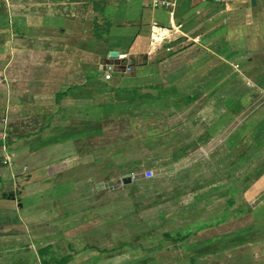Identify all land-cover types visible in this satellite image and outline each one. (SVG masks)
<instances>
[{"label":"crops","instance_id":"0c3cea01","mask_svg":"<svg viewBox=\"0 0 264 264\" xmlns=\"http://www.w3.org/2000/svg\"><path fill=\"white\" fill-rule=\"evenodd\" d=\"M110 1L104 10L110 27L105 28L104 46L100 47V28L98 35H94V23L100 27L94 18V4L87 6L90 8L83 20L79 15H83L85 2L80 0H0V57L5 54V59H0V100L6 93L0 102V135L2 128L11 143L10 154L0 148V184L4 179L10 180L12 188L8 195L0 193V231L13 229L20 241L21 237L30 239L32 233L37 239L43 236L45 232L31 231L36 227L34 223L42 221L48 227L45 243L38 246L35 242L34 253L24 250L25 245L16 246L29 256L26 263L21 258L16 262L102 264L85 256L90 251L87 243L102 235L103 239L114 240L116 234L113 229L111 232L110 223L96 227L94 217L87 223L79 222L76 217L85 212L76 207H66L67 211L60 208L58 212L47 207L40 212L37 207L41 201L35 199L42 188L45 194L56 189L70 171L78 175L80 168L91 169L104 162L113 168L111 153L132 148L117 146L132 142L122 140L132 136L133 116L147 119L154 110L165 121L183 111L177 108L165 114V99L178 105L186 98L190 105L196 103L194 96L201 87L196 76V56L205 50H213L220 59L218 65L207 70L206 80L213 79L215 69L221 74L217 75L221 82L218 84L228 85L222 74L230 63L247 79L232 83L240 94L222 93L219 121L214 125L212 118L203 132L194 128L187 150L191 146L195 150L198 134H203L204 146L200 151L205 152H201L205 162L221 159L231 193L228 199L232 196L239 203L255 198L261 201L264 197V0H255L254 6L251 0H170L173 7L162 9H152L151 0ZM98 6L103 7L100 3ZM10 40L13 42L8 48L6 43ZM106 65L114 67L108 81L103 78ZM155 100L162 104L156 106ZM211 105L205 111L207 118L213 113ZM251 105L253 108L246 113ZM216 137L219 144L213 150ZM100 154H104L102 158ZM24 173L27 176L20 177ZM36 183L40 190L34 192ZM84 183L80 181L81 185ZM23 185L26 186L22 189ZM82 188L79 186L74 195H83L79 191ZM18 189L23 192L19 194ZM16 192L21 200L23 193L35 198V207L28 214L27 206L16 199ZM242 212L237 217H242ZM47 214L56 220L37 221ZM21 216H28L26 230L20 223ZM68 216L75 218H63ZM248 224L235 234L242 231L243 236L252 235L264 228V221L258 223L255 217ZM105 226L108 228L104 229ZM209 229L212 228L204 231ZM226 237H230L226 232L220 236L222 252L229 244ZM245 244L241 246L246 248ZM196 256L200 257L195 255L181 263L182 258L162 257L158 264L207 263L206 256L201 260ZM241 264L253 261L249 258Z\"/></svg>","mask_w":264,"mask_h":264},{"label":"rangeland","instance_id":"374dc122","mask_svg":"<svg viewBox=\"0 0 264 264\" xmlns=\"http://www.w3.org/2000/svg\"><path fill=\"white\" fill-rule=\"evenodd\" d=\"M80 1L85 2L81 9L83 15H79L83 20L85 19L84 14L90 8H87L88 5H99V3L103 5L102 8L94 11V18L96 17V21L100 23L99 32L105 34V28L107 27L104 10L111 1ZM215 30L214 32H216ZM104 38L103 35L99 37L100 47L104 46ZM11 41L13 42V40H10L6 43L8 48ZM205 52H198L196 56L198 65L196 76L198 86H201L194 96V98H197L196 103L192 102L190 105L188 103L189 98H186L182 104L178 105V103L167 102L168 100L165 99V102H163L165 114L167 112L171 114L179 108L183 110L175 117L168 118L165 121L157 116L158 113L154 110L147 119L140 120L136 115L133 116L132 136L122 140H131L132 142H123L117 146L118 149H122L132 145V148L111 153L110 160L114 163L113 168L107 165L108 162H104L100 166L91 169L80 168L78 175L73 171L65 176L60 175L65 178L64 181L48 194H45L41 187L43 194L40 193L37 199L30 196L32 194L23 193L21 200L16 192L18 202H21L23 207L27 206L25 208L26 214L35 207V199L41 201L37 207L41 209L40 212L45 211L47 207L48 209L54 208L57 212L60 208L65 209L67 207L71 210L76 207L79 211L85 212L83 215L76 217L79 222L85 220V223H87L88 219L94 217L93 224L96 227L98 225H109L110 223L111 232L113 229L112 233L116 234L114 240L103 239L104 235H102V237L99 236L94 241L87 243L90 251L85 256L88 257V260L94 259L95 262L93 263L99 261L102 264H121L124 262H132V264H156L157 262L158 264V260L162 257L170 260L182 258L180 259L181 263L189 257L193 258L198 255L200 257L196 256L197 260H201L206 256V264H241L242 261L244 263L249 261V258L253 261V264H264V228L255 231L252 235L250 233L243 236L242 231L235 234L237 229L244 230L254 217L258 223L264 221V197L261 201L256 198L253 200L245 199L239 203L234 202L235 207L234 205L230 206L228 196L231 193L228 190L226 174L224 175L222 172L221 159L216 160V158H213L205 162L202 155L205 152L200 151L204 146V135L201 134L199 137L198 134L197 145H194L195 150L192 149V146L190 151L187 150V144L193 138L191 132L194 128L198 127L197 131L202 130L203 132L204 127L211 124L212 118V124L214 125L219 121L220 113H222L220 101L222 93L240 94L237 85L232 83L247 79V76L243 75L241 70L237 69V66L230 63L228 70L222 74L226 83H229L223 86H229V88H224L218 84L221 83L219 76H217L221 75L218 70L214 69L212 80H206L207 70H210L213 65H218L220 59L213 50H205ZM9 55L12 56L13 51ZM4 56L5 54H1L0 59H5ZM15 64L16 61L12 66ZM179 95V97H182L184 94L180 92ZM4 96H6V93L3 94L0 102L4 100ZM7 97H10L9 93H7ZM216 100L218 102L211 105V102ZM161 104L162 102L155 100L156 106ZM209 105L212 106L213 113L211 114L212 117L207 118L205 111ZM252 108V105L249 106L246 113H249ZM191 109L192 111H190ZM1 130L0 148L4 147L6 154H10L9 146L11 143L7 141L6 131L2 128ZM215 139L211 147L213 150H217L214 145L219 144L217 137ZM103 155L100 154V158ZM112 155H115V159L112 158ZM133 173H137L139 176L130 184L124 185L122 183L123 178L131 177ZM26 176L25 173L20 175V177ZM80 181H85V183L81 185ZM42 185L44 186L45 182H42ZM24 186L26 185L21 188L23 189ZM79 186H83L79 191L84 192V194L80 195L79 193L78 196H75L74 193H76ZM33 188L34 192L39 191L40 185L36 183ZM1 189L0 193L4 192L5 195H8L12 189L10 180H2ZM20 192L23 191L18 189L19 194ZM91 193H94V195ZM66 195H69V197H66ZM44 197L46 200H44ZM48 197L51 198V201L47 200ZM58 197L64 198L59 199ZM52 198L55 200H52ZM48 201L50 204H48ZM67 209L64 211H67ZM240 212L243 216L237 217ZM10 217L11 223L14 225L13 217ZM27 218L28 216L25 218L21 216L23 222L20 223L24 230L28 229L25 224ZM63 218L72 221L75 217ZM39 219L56 220V217L47 214L46 217L40 216L37 221H40ZM218 219L225 222L212 229L202 230L204 232L200 231L194 239L183 241L186 244L174 245L164 238L166 233L171 236H183L193 227L196 228L200 222L201 224L213 223ZM34 224L36 227L34 229L29 227V231L31 229V231L40 233L45 232L41 238L37 239L35 233H32L30 239L21 237L18 241L15 230L11 229L6 233L0 231V264H25L26 257L29 258V256L27 253H23L24 250L29 251V254H31L34 253L35 242H38V246L45 243L47 225H44L42 221ZM107 228L108 226H105L104 229ZM225 232L228 233V236L234 238L232 240H228L230 237L225 238L229 241V244L227 249L222 252L221 248L223 247L219 241L220 236ZM112 233L111 238H113ZM215 239L218 243H215ZM208 240H212L214 243L208 245ZM227 241L224 243H227ZM203 242L206 243L203 244ZM245 243L248 244L246 248L242 247L244 246L242 244ZM18 245H22V247L25 245L24 250H19L16 247ZM30 245L31 247L27 248ZM18 258L23 259L22 261L25 263L16 262ZM40 264L43 263L40 261Z\"/></svg>","mask_w":264,"mask_h":264},{"label":"trees","instance_id":"16d2710c","mask_svg":"<svg viewBox=\"0 0 264 264\" xmlns=\"http://www.w3.org/2000/svg\"><path fill=\"white\" fill-rule=\"evenodd\" d=\"M93 8H94V11H95L99 7H98L97 4H95ZM105 24H106L107 28L110 27V24H108L107 21L105 22ZM97 30H99V25L97 24V22H95L94 23V35H98L97 34L98 33ZM102 35L103 34L99 33V36H102ZM228 202H229L230 206L233 205V203H234L233 198L230 197L228 199ZM221 224H222V219H218V220H216L213 223H202L201 224V222H200L198 224V226L196 227L197 229L193 227L190 231L185 233L183 236H180V235L179 236L178 235L171 236L169 233H166L164 235V237L166 239H168L169 241H172L174 243H180V242H183V241L189 239L191 236H194L195 234L199 233L202 230H205V229H208V228H213V227L219 226Z\"/></svg>","mask_w":264,"mask_h":264},{"label":"built area","instance_id":"2783aa9c","mask_svg":"<svg viewBox=\"0 0 264 264\" xmlns=\"http://www.w3.org/2000/svg\"><path fill=\"white\" fill-rule=\"evenodd\" d=\"M150 7L152 9H162V8H168L173 7V4L170 2V0H151L150 1ZM112 65H106L105 69L103 71V78L104 80L108 81L111 79V72L113 71ZM125 68H127L125 66ZM126 71H129V68L126 69ZM139 175L137 173H133L131 175V180L134 181Z\"/></svg>","mask_w":264,"mask_h":264},{"label":"water","instance_id":"95a60500","mask_svg":"<svg viewBox=\"0 0 264 264\" xmlns=\"http://www.w3.org/2000/svg\"><path fill=\"white\" fill-rule=\"evenodd\" d=\"M216 1H219V0H216ZM251 5H255V0H251ZM132 182V180H131V178L130 177H125V178H123V180H122V183L124 184V185H127V184H130Z\"/></svg>","mask_w":264,"mask_h":264}]
</instances>
